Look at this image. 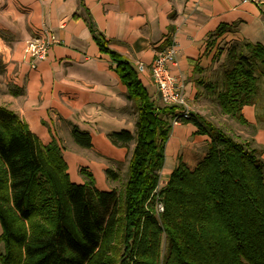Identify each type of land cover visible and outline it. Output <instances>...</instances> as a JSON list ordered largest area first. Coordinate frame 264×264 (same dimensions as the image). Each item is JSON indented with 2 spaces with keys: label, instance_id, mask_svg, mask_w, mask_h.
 Wrapping results in <instances>:
<instances>
[{
  "label": "trees",
  "instance_id": "16d2710c",
  "mask_svg": "<svg viewBox=\"0 0 264 264\" xmlns=\"http://www.w3.org/2000/svg\"><path fill=\"white\" fill-rule=\"evenodd\" d=\"M79 6L135 102V133L108 134L117 146L134 144L126 180L119 192L102 190L82 169L86 181L73 182L63 147L55 139L43 144L17 112L0 105V264H264V158L257 127L242 113L244 105L262 104L264 45L246 42L250 50L234 55L220 81L197 78L252 136L239 139L192 111L189 120L210 138L206 156L194 169L180 163L156 190L173 107L153 102L134 67L95 27L84 0ZM226 28L221 24L215 35ZM71 132L78 145L92 147L88 131Z\"/></svg>",
  "mask_w": 264,
  "mask_h": 264
},
{
  "label": "crops",
  "instance_id": "0c3cea01",
  "mask_svg": "<svg viewBox=\"0 0 264 264\" xmlns=\"http://www.w3.org/2000/svg\"><path fill=\"white\" fill-rule=\"evenodd\" d=\"M84 4L95 27L134 67L156 105L165 104L149 69L141 72L137 64L149 67L172 36L179 43L172 72L181 80L193 112L202 115L206 112L199 108L202 93L197 78L211 63L213 44L240 39L264 45V0H84ZM85 16L79 0H0V105L17 112L43 144L55 139L63 147L73 182L84 183L87 178L79 170L87 169L100 189L96 179L100 176L104 183L101 171L106 164L97 163L86 150L106 161H123L134 144L117 146L108 134L122 130L134 134L136 111L127 85L109 54L100 50ZM221 24H226L225 32L215 35ZM44 27L58 43L32 67L25 42ZM197 66L204 70L196 71ZM262 98L260 106L244 105L242 113L257 127L253 136L264 158V92ZM72 126L91 134V148L74 141ZM197 130L190 120L172 128L161 184L180 163L194 169L206 156L210 138Z\"/></svg>",
  "mask_w": 264,
  "mask_h": 264
},
{
  "label": "rangeland",
  "instance_id": "374dc122",
  "mask_svg": "<svg viewBox=\"0 0 264 264\" xmlns=\"http://www.w3.org/2000/svg\"><path fill=\"white\" fill-rule=\"evenodd\" d=\"M246 41L240 39H234L231 41L223 40L219 42L217 45L212 46L209 53H211V63L209 64L208 68L204 71L203 74H199L202 78L208 81H220L221 77L224 74V70L227 66H231L234 60V55L239 54V52H248L250 49L245 45ZM231 59V62H230ZM260 82L262 91L264 92V71L259 74ZM201 95L199 98V108L203 109L206 112V115L215 123L222 127L225 131L232 133L235 137L242 139L244 137L250 138L252 136V129L241 124L238 120H236L233 116L223 113L221 106L219 105L216 96L210 92L209 90L205 89L203 85H200ZM206 93V94H205ZM209 93V94H208ZM67 147L71 146V143L67 142L65 144ZM73 146V145H72ZM130 148V147H129ZM87 154H89L92 158L97 159V163L104 162L105 169H103L102 175H104L105 180L104 183H101L100 176H97L96 181L98 180L102 190H111L115 189L119 192L126 180V170H127V163H128V156L130 154V149H128V154L123 161H114V160H107L101 159L100 155H96L90 151V149L86 150ZM98 156V157H97ZM107 169L113 171L114 174H108ZM82 170V169H81ZM79 170V174L82 173ZM100 171V169H98ZM160 184V181L158 182ZM97 186V184H96ZM99 186V185H98ZM97 186V187H98ZM157 186V187H159ZM156 190H159L156 188ZM162 203L157 201L154 205V211L159 215L161 212L164 211L161 209ZM163 206V205H162ZM2 234V227L0 225V235ZM166 240L165 236H163L162 240V251L163 253L166 251ZM3 245L0 243V250H2Z\"/></svg>",
  "mask_w": 264,
  "mask_h": 264
},
{
  "label": "built area",
  "instance_id": "2783aa9c",
  "mask_svg": "<svg viewBox=\"0 0 264 264\" xmlns=\"http://www.w3.org/2000/svg\"><path fill=\"white\" fill-rule=\"evenodd\" d=\"M242 1L247 2L249 0ZM56 43H58V39L55 34L45 27L40 34L34 35L26 40L24 51L31 59V66L35 67L37 60L45 59L51 47ZM178 52L179 43L177 38L172 36L171 42L155 53L149 67H146L144 63L137 64V68L141 72H144L147 68L149 69L161 101L165 105L173 107L171 118L172 128L191 119L193 111L184 93L181 80L172 72V68L177 65ZM157 186L159 185L157 184ZM162 186L157 188L160 189ZM161 209L163 210L162 205Z\"/></svg>",
  "mask_w": 264,
  "mask_h": 264
}]
</instances>
